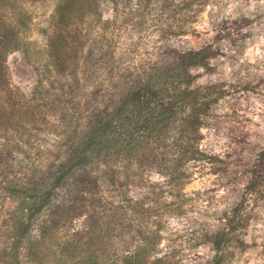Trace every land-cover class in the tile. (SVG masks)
<instances>
[{
	"label": "rangeland",
	"instance_id": "rangeland-1",
	"mask_svg": "<svg viewBox=\"0 0 264 264\" xmlns=\"http://www.w3.org/2000/svg\"><path fill=\"white\" fill-rule=\"evenodd\" d=\"M185 1L193 5L187 7L181 20L178 7ZM2 13L17 36L6 56L8 83L23 104L27 102L31 108L38 105L39 110L32 113V119L16 123L13 133L0 132V151L8 152L7 161L12 166L6 174L17 177L38 176L48 162L67 159V149L62 145L70 132L78 137L80 131L69 122L71 111L67 107L71 100L85 103L86 97L93 102L91 91L97 81L118 80L126 73L144 78L153 66L170 63V51L196 50L213 42L218 55L209 61V70H192L197 76L196 86L217 84L226 91L204 117L201 128L199 146L210 159L188 165L183 212L163 221L165 251L173 249L185 264L209 259V247L195 248L190 233L198 224L214 225L212 215L244 193L249 168L264 147V2L9 0ZM242 19L246 22L240 31L243 39L235 35L233 42L215 40L222 22ZM61 63L71 64L62 74L54 66ZM74 79L81 89H74ZM42 103L46 106H39ZM144 178L150 184L161 181L160 176L148 171ZM70 183L57 192L56 202L68 206L58 213L59 238L78 229L82 232L83 227H90L87 217L96 216L92 194ZM124 191L130 197L144 193L131 187ZM166 196L164 199L170 201ZM246 200L245 208L251 215L245 233L247 247L230 264H264V201L253 202L249 196ZM16 203L0 197V251L5 246L1 239L8 238ZM94 220L98 222L99 217ZM97 233L95 228L81 235L80 243L97 237ZM44 264H52L51 258L47 256Z\"/></svg>",
	"mask_w": 264,
	"mask_h": 264
},
{
	"label": "trees",
	"instance_id": "trees-1",
	"mask_svg": "<svg viewBox=\"0 0 264 264\" xmlns=\"http://www.w3.org/2000/svg\"><path fill=\"white\" fill-rule=\"evenodd\" d=\"M192 5L185 1L178 7L181 20ZM8 6L9 0H0V132L6 134L15 131L16 123L32 119L38 109V105L31 108L27 102L23 104L8 83L6 56L17 41L14 27L2 13ZM244 27V19L222 22L215 40L233 42L235 35L243 39L240 31ZM217 50L213 42H206L196 50L170 51V63L144 71V78L126 73L118 80L97 81L91 91L93 102L86 97L85 103L71 100L67 107L71 111L69 122L80 129L78 137L70 132L62 145L67 149V159L48 162L38 176L6 174L12 170L7 161L10 155L1 150L0 197L17 203L8 238L1 239L5 246L0 251V264H44L47 256L52 264H185L173 249L164 250L163 221L183 212L188 165L210 159L199 146L201 128L204 117L226 91L217 84L196 86L197 76L192 70H209ZM70 65L54 66L62 74ZM71 83L74 89H81L77 79ZM147 171L160 176L161 181L150 184L144 178ZM69 182L92 194L96 216L87 217L91 224L82 232L78 229L59 238L58 213L68 206L56 202L57 192ZM246 185L235 202L212 215L214 225L204 222L191 231L195 248L207 246L212 255L202 263L187 264H230L246 249L245 233L251 216L245 208L246 198L264 201V147L249 168ZM125 187L144 193L130 197ZM102 188L107 189L100 192ZM97 216L99 223L94 220ZM95 228L97 237L81 244L79 237ZM92 244L97 247L92 248Z\"/></svg>",
	"mask_w": 264,
	"mask_h": 264
},
{
	"label": "clouds",
	"instance_id": "clouds-1",
	"mask_svg": "<svg viewBox=\"0 0 264 264\" xmlns=\"http://www.w3.org/2000/svg\"><path fill=\"white\" fill-rule=\"evenodd\" d=\"M262 2H264V0H262Z\"/></svg>",
	"mask_w": 264,
	"mask_h": 264
}]
</instances>
